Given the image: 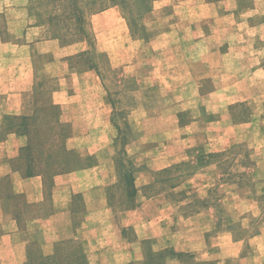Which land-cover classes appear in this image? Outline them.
I'll use <instances>...</instances> for the list:
<instances>
[{"label": "crops", "instance_id": "crops-1", "mask_svg": "<svg viewBox=\"0 0 264 264\" xmlns=\"http://www.w3.org/2000/svg\"><path fill=\"white\" fill-rule=\"evenodd\" d=\"M21 1L17 11L8 6L0 11V264H190L191 258L193 264H264V231L248 239L212 233L210 212L183 215L189 202H165L151 189L162 172L189 161L187 150L204 145L218 152L231 144L220 134L206 138V132L223 127L218 115L223 99L235 98L226 104L231 105L251 93L220 85L222 64L191 57L186 36L205 29L202 19L232 18L236 10L220 13L225 0H155L149 16H159L158 27L164 30L148 25L144 41L133 35L116 7L91 15L88 29L96 50L119 69V82L127 79L131 85L112 91L89 67L85 39L63 43L34 8L39 0ZM8 19L9 37L1 28ZM254 29L264 30V23ZM205 38L199 35L192 44L205 50ZM143 44L166 50L158 68L139 63ZM232 49L229 44L220 57L230 71L232 63L237 66ZM252 67V75L264 77L260 62ZM129 72L134 74L126 78ZM156 79L193 82V90L189 94L182 84L166 91L141 84ZM116 105L141 114L125 142L118 137L122 126L115 124ZM67 109L74 113L71 119L58 114ZM52 110L53 124L65 138L47 143L62 146L71 168L53 172L42 166L27 174L20 160L30 138L18 130L19 119L33 121ZM153 112L165 113L171 133L164 138L151 131ZM119 163L131 167V196ZM213 169L198 171L185 185ZM250 243L255 247L248 248Z\"/></svg>", "mask_w": 264, "mask_h": 264}, {"label": "rangeland", "instance_id": "rangeland-1", "mask_svg": "<svg viewBox=\"0 0 264 264\" xmlns=\"http://www.w3.org/2000/svg\"><path fill=\"white\" fill-rule=\"evenodd\" d=\"M89 1L76 0L77 7L82 12L81 28L84 33H79L78 26L72 25L69 30L70 33L66 37L67 39L86 37L89 63L95 64L108 89L113 91L117 90L119 86L130 87V82L127 79L124 81L122 79V82H119V69L117 67L112 68L107 58L96 50L94 35L88 29L89 18L93 15L90 14L93 7ZM214 1L217 2V0ZM22 2L21 0L0 1V11L6 6L9 9H19ZM70 3L72 0H39L33 4L37 11L43 13V19L49 14L59 17L57 26L61 28L62 31L58 30L62 34L66 30L65 24L71 20H69L72 12ZM137 4L136 0H127L126 9L138 8ZM220 6V13H224V10H236L235 16L232 18L219 16L202 19L199 23L205 26V29L192 30L186 36L187 41L191 42L188 53L191 57H202L211 63L217 62L220 66L222 64L219 74L221 80L218 82L220 85L229 88V91L248 90L251 94L249 97L243 98L247 99L246 101L235 102L231 105L226 104L235 98L223 99L224 110L218 114L220 118L222 117L223 127L217 129L218 131L206 132V138L220 134L231 144L218 152H211L204 145L187 150L189 161L177 165L178 167L173 166L168 173L162 172L157 177L155 191H159L165 202L179 200L189 202L183 209V215L210 212L214 218L212 233H228L236 239H248L257 232L264 231V77L257 73L251 74V67L258 62L264 68V30L254 29V27L264 23V0H225ZM16 11L12 13L15 16L13 19L15 23L12 25L14 29L21 26L20 20L17 18L19 14ZM240 14L243 15L240 16ZM73 18L72 15V22L75 21ZM132 18L136 20V26L141 25L143 29L137 28L138 31L135 30L136 35L141 36L143 41L147 39L145 27L148 25L158 27L163 21L160 20L159 16H149V13L145 15L136 13L132 15ZM9 20L12 19L1 22V28L8 37L10 36L7 33ZM160 28L163 29V26ZM203 31L206 35L205 50L192 44L197 40V36L204 34ZM163 43L165 44V42ZM229 44L233 47L231 50L232 62H237L235 68L232 63L231 71L230 68L223 67L224 60L220 59L227 52ZM217 49H219V55ZM158 50L156 51L145 44L142 45L139 63L144 66L143 68L159 67L160 58L164 57L166 50ZM133 74L129 72L128 76L127 73H124V76L129 78ZM141 84L143 86L153 84L163 91L182 84L183 87L188 86L186 92L189 94L193 90V82L182 80L166 82L162 79H156L152 83L142 80ZM203 88L208 89L209 83H203ZM125 106L127 107V103ZM123 108L124 106H115L114 119L115 124L118 123L122 126L118 137L122 142H125L132 135L135 118L138 119L141 114H131L127 109L128 107L125 110ZM58 114L69 119L74 116L71 109ZM54 118L53 114H49L47 119L53 120ZM151 124V131L155 132L158 138H164L171 133L169 128H165L167 124L165 113L153 112ZM229 124L235 125V127L230 130L227 128ZM61 134L65 136L63 130H61ZM208 167H214L212 173L209 172L206 177H196L192 183L185 185L187 180L191 179L189 177ZM188 173L189 176L183 177ZM205 184L208 185L204 186ZM235 189L238 190L237 194L229 196L230 191H235ZM177 214L181 215V212L177 211ZM253 247L255 245L250 243L248 248ZM186 259L183 258V260ZM188 262L193 264L194 261L191 258Z\"/></svg>", "mask_w": 264, "mask_h": 264}, {"label": "trees", "instance_id": "trees-1", "mask_svg": "<svg viewBox=\"0 0 264 264\" xmlns=\"http://www.w3.org/2000/svg\"><path fill=\"white\" fill-rule=\"evenodd\" d=\"M52 1V0H51ZM138 8H128L127 7V0H90L89 4L93 7L92 10H90V14H95L101 11H104L105 9H108L110 7H116L119 10H121L124 17L127 19L129 26L131 28V32L133 35L142 38L141 36L136 35L135 30L138 31L139 28L142 29L141 25L136 26L135 19L132 18L133 14L139 13L140 15L148 14L151 10V4L155 0H136ZM70 6L72 8L71 15L69 17L70 21H67L64 27H66V30H64V33H59V30L61 28H58L57 23L59 22V17L54 15H47L45 18L46 24L50 27L52 31V35L54 37H57L59 40H61L63 43L68 42H74L83 38H77V39H67V34H69L70 27L72 25L78 26L79 33H84V30H82V12H80L79 8L77 7L76 0H72V3H70ZM127 12V14H126ZM72 15L74 16V22H72ZM129 15V16H127ZM138 28V29H137ZM59 29V30H58ZM143 30V29H142ZM85 58V57H83ZM86 59L89 61V54L87 52ZM85 59V60H86ZM89 67L97 70L95 64L93 62L89 63ZM49 114L56 115L55 111L48 112V114H43V119L38 118L34 119L33 121H29L26 118H20L19 119V127L18 130L20 132H25L29 135L30 141L29 144L26 146V148L22 151L21 160L20 163L24 164L25 172L27 174H31L35 170L37 171L38 168H41L44 166V170H51L53 172L55 171H64L71 168L70 166V160L67 159L65 151L62 149V146H59L58 144L53 143H47L50 139H63L65 138L61 134V130L57 131L56 127L54 126L55 118L53 120L47 119ZM56 117V116H55ZM119 168L121 171L124 172L122 181L123 186L127 190V196H131L135 193V190L133 189L131 191V167L128 165V167H125L123 164L119 163ZM178 167V166H177ZM175 167V168H177ZM174 168V169H175ZM171 169L165 171L166 173L170 172ZM190 174H185L183 177H187ZM151 189L154 190V192L159 193V191H155V187H151ZM148 189L146 190V192Z\"/></svg>", "mask_w": 264, "mask_h": 264}]
</instances>
